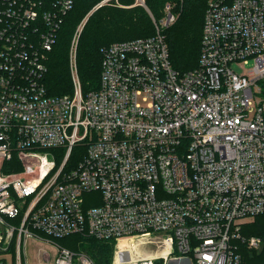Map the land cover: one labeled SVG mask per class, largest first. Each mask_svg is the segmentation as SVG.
I'll return each instance as SVG.
<instances>
[{
    "label": "built area",
    "instance_id": "1",
    "mask_svg": "<svg viewBox=\"0 0 264 264\" xmlns=\"http://www.w3.org/2000/svg\"><path fill=\"white\" fill-rule=\"evenodd\" d=\"M75 3L0 0V255L28 264L27 241L82 234L112 242V264H242L238 242L262 245L240 222L264 214V0H208L199 66L185 73L166 40L171 4L151 14L154 35L102 48L86 94L75 46L73 92L55 96L47 61ZM15 156L21 170L4 172Z\"/></svg>",
    "mask_w": 264,
    "mask_h": 264
},
{
    "label": "trees",
    "instance_id": "2",
    "mask_svg": "<svg viewBox=\"0 0 264 264\" xmlns=\"http://www.w3.org/2000/svg\"><path fill=\"white\" fill-rule=\"evenodd\" d=\"M102 0H76L73 10L66 16L59 31L53 50L49 53L46 85L51 95L72 94L73 83L69 66V44L77 27L89 17L82 30L78 49L77 67L83 92L89 93L100 86L102 54L101 49L112 43L147 38L155 34L153 19L140 6L119 9L104 5L97 9ZM134 1V0H133ZM208 0H146V5L155 20H159L167 4H175L174 12L181 8L177 24L165 30L173 68L179 73L192 71L199 66L203 23ZM132 2V0H131ZM95 9V10H94ZM92 12V13H91ZM21 166L15 156L4 165V172L20 171ZM241 233L245 237H260L262 251L250 249L247 245L238 244L242 264H264V214L255 221L245 224ZM61 239L74 242H97L102 249L113 251L114 245L109 241L97 240L82 234L67 236ZM64 246V245H63ZM67 248V246H64ZM75 252V250L68 247ZM95 264H101L93 253H87ZM113 260V258H112Z\"/></svg>",
    "mask_w": 264,
    "mask_h": 264
},
{
    "label": "rangeland",
    "instance_id": "3",
    "mask_svg": "<svg viewBox=\"0 0 264 264\" xmlns=\"http://www.w3.org/2000/svg\"><path fill=\"white\" fill-rule=\"evenodd\" d=\"M134 1L132 0V2H131V0H119L120 4L116 5V6L114 5V6L119 8V9H129L132 7H128V6L133 5ZM109 5H111L109 7H112L113 4L110 3ZM171 6H172V13L175 16L174 23L172 24V26H174L177 24V21H178L180 15L183 13V11L181 8L178 7L176 9L177 10V13H176L173 10L175 4L174 5L172 4ZM97 8H99V7H95V9H97ZM145 10L147 11V13L151 17V19H153V17L151 16L152 13L149 10V8H147ZM89 17H86L84 19V21L77 27V29L72 34L71 41L69 44L70 72H71L72 49H73V47L76 46V55H77L79 39H80L82 30L85 26V23ZM165 18H166V12L162 11V14H161V17L159 18V20L165 19ZM80 31H81V33H80ZM79 33H80V35H79ZM76 64H77V62H76ZM260 86H262V88L264 89V83H261ZM255 91L257 92V88H255ZM257 96L259 98H261V97H263V93H257ZM83 150L84 149L81 147L75 149L71 164L78 162L81 154L83 153ZM96 199H97V196L94 195V196L88 197L87 201L92 203V202H95ZM253 221H255V219H247V220L241 221L240 224L243 226V225L251 223ZM41 236L44 237L45 239L51 240L52 244H48L44 240H41V241L29 240V241H27L25 249H26V252L28 254V264H44L45 261H44L43 256H42L43 253H49L51 256V261L49 264H54L55 259H56V254H57L56 253V244L60 245V246H63V245L67 246V248L69 247V248L75 250V252L80 253V254H82V253H85V254L93 253L94 255H96V258L100 261L101 264H112L113 251L110 249L99 248L98 246H100V245L97 244V242L92 243V242L81 241L79 243V242H74L73 240L67 241L66 239L50 238V237L46 236L45 234H41ZM262 248H263V246L261 245V247L258 249H255V251L261 252ZM0 257L5 259L7 264H16V259L14 257V251L13 250H10V252L6 253V255L5 254L0 255ZM74 264H78V261L76 259L74 260ZM158 264H161V263H158Z\"/></svg>",
    "mask_w": 264,
    "mask_h": 264
}]
</instances>
